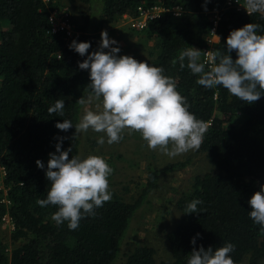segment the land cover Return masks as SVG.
<instances>
[{
	"label": "trees",
	"instance_id": "16d2710c",
	"mask_svg": "<svg viewBox=\"0 0 264 264\" xmlns=\"http://www.w3.org/2000/svg\"><path fill=\"white\" fill-rule=\"evenodd\" d=\"M53 1L0 0V166L9 199L8 205L0 199V223L8 214L15 224L10 251L0 242V264H112L122 254L120 245L131 219L159 187L161 174L190 163L187 158L150 167L144 187L132 202L112 192L111 201L96 208L95 217L83 218L75 231L66 222L57 226L51 220L55 206L37 204L50 187L45 173L55 145L59 142L61 150L71 147L69 158L79 155L80 138L72 139L75 128L61 131L55 127L65 119L73 125L78 122L83 106L76 101L87 96L90 83L88 71L78 66L86 57L71 49L70 43L87 41L91 53L104 25L123 14L135 16L138 7L156 2L167 10L147 22L146 34L156 39L157 49L150 64L162 66L165 74L173 76L177 90L187 98L189 111L209 123L197 152L205 154L210 166L194 176L192 191L178 200L182 215L167 233L172 260L156 263L155 250L142 245L125 255L122 264H187L194 247L215 250L225 242L235 246L231 253L235 264L245 257L246 264H259L264 258V230L249 217L248 200L264 185V95L248 104L223 87L198 85V77L187 67L172 66L171 61L195 43L205 46L202 35L214 27V11L218 19L213 51L226 50L231 30L246 23L264 26V19L260 14L249 16L245 0L230 6L225 0H79L88 11L76 26L72 14ZM176 5L182 8L179 15L171 10ZM54 11L58 16L69 13L75 31L71 36L65 28H53L50 15ZM230 55L236 58L234 51ZM57 99L65 103L63 117L47 111ZM38 159L44 168L37 167ZM193 199L203 201L198 205L203 212L184 213ZM193 238L195 245L190 243Z\"/></svg>",
	"mask_w": 264,
	"mask_h": 264
},
{
	"label": "clouds",
	"instance_id": "9594fccd",
	"mask_svg": "<svg viewBox=\"0 0 264 264\" xmlns=\"http://www.w3.org/2000/svg\"><path fill=\"white\" fill-rule=\"evenodd\" d=\"M244 9L249 16L260 14L264 19V0H245ZM100 37L99 47L91 53L87 41L70 43L71 49L86 57L78 66L88 71L90 83L87 96L76 101L84 106L78 122L73 125L71 120L65 119L55 127L61 131L74 127L72 139L89 130L103 133L96 141L98 145L120 142L125 130L129 135L136 132L149 150L159 151L170 159L198 151L210 125L189 111L187 98L177 90V80L165 74L162 66L138 61L130 55H117L120 49L112 45L118 42L111 39L106 30L101 31ZM233 51L235 59L230 55ZM201 57V50L188 47L181 50L171 64L179 63L181 69L187 67L198 77V85L208 89L223 87L248 104L264 95V26L261 24L246 23L231 30L226 37V50L213 51L210 66ZM93 100L99 102L95 109L86 106ZM64 108V101L57 99L47 111L63 117ZM55 149L54 153H49L45 173L50 187L46 198L38 199L37 204L55 206L51 220L57 226L66 222L68 229L75 231L83 218L95 217V209L111 201L109 177L114 169L102 156L89 154L69 158L72 148L61 150L59 142ZM35 163L38 168H44L39 159ZM202 203L200 199H193L184 213L203 212L198 208ZM248 204L249 217L264 230V185L253 192ZM190 243L195 245V238ZM234 249L230 242L215 250L211 246L194 247L187 264H235L231 256Z\"/></svg>",
	"mask_w": 264,
	"mask_h": 264
},
{
	"label": "rangeland",
	"instance_id": "374dc122",
	"mask_svg": "<svg viewBox=\"0 0 264 264\" xmlns=\"http://www.w3.org/2000/svg\"><path fill=\"white\" fill-rule=\"evenodd\" d=\"M53 3L62 8V10H67L71 13L76 26L78 22H81V15L88 11L87 5L79 0H55ZM156 3L161 4V2ZM237 4L238 7H242L241 4ZM215 14H217L216 11L212 14V19L215 18ZM135 17L136 15L123 14L113 23L104 25L97 35L98 43L95 50L100 44L101 31L106 30L108 36L118 42L117 45H112V47H119L120 52L117 55H130L138 61L143 60L150 63L156 57V39L147 36V24L143 28L131 26L129 20ZM59 22H61L60 25H65L60 19L57 20V23ZM73 32L75 31L73 30ZM211 32L210 30L208 33L202 35L205 41L203 48L198 47V43L192 46L201 50L202 56L204 51L207 48H213L214 43L217 41V35H213ZM98 103V101L93 100L90 105L86 106L95 109ZM101 135L103 133H95L92 130L79 134V155L84 157L89 154H95L104 157L114 169L112 175L109 177L110 190L127 202H132L144 187L150 167L160 168L168 162L190 159V163L185 168L161 174L159 187L149 195L147 204H143L135 212L133 219H131L126 236L123 242H121L122 245H120L122 254L120 258L118 254V257L115 258L112 264H122L125 260V255L136 246L142 245L150 246L155 250L154 257L156 263L171 261L172 257L167 233L176 226L182 215V210L178 206V200L183 194L192 191L194 176L204 173L209 168L210 163L204 153L197 151H190L187 154L170 159L159 151L149 150L146 142L136 132L129 135L128 131L125 130L123 139L111 145L107 142L103 145H98L96 141ZM106 140L107 138L105 137ZM2 169L3 167L0 166V176L3 174L4 169ZM2 185L3 187L0 188V199L8 205V187L4 186V184ZM14 228L15 224L7 214L0 223V242L6 245L8 252L13 247L11 233ZM246 261L245 257L238 264H246ZM259 264H264V258L259 260Z\"/></svg>",
	"mask_w": 264,
	"mask_h": 264
},
{
	"label": "built area",
	"instance_id": "2783aa9c",
	"mask_svg": "<svg viewBox=\"0 0 264 264\" xmlns=\"http://www.w3.org/2000/svg\"><path fill=\"white\" fill-rule=\"evenodd\" d=\"M237 1L238 0H225V3H226V5L230 6V5H233L234 3H236ZM164 10H167V9H165L162 6V4H160V3H158V4L155 3L151 7H147V8L138 7V13H137L136 17L134 19L129 20V22L131 23L132 27L143 28L146 26V24L149 20L159 18L161 13L164 12ZM171 10H172L174 15H179L182 11V8H181V6L176 5V6L171 7ZM68 15H69V13L65 12V13H63L62 16H58V15H56V12L54 11L51 13L50 19L52 20V23L54 26L53 28H55V29L65 28L66 29V35L71 36L74 32L72 30V25L69 23V20L67 18ZM58 19H60L62 21V23L65 25H60L61 22L57 23ZM217 19H218V16H217V14H215V18L213 19L214 27L211 28V31H212L211 34H213V35L216 34L215 33V24H216ZM212 52H213L212 48H207L204 51V54L202 56V61H204L209 66L211 64L210 57H211ZM4 176H5V172L3 170V174H1V176H0V188L3 187L2 184H3ZM1 201L4 202L2 199H1ZM6 215L7 214H5V216Z\"/></svg>",
	"mask_w": 264,
	"mask_h": 264
}]
</instances>
